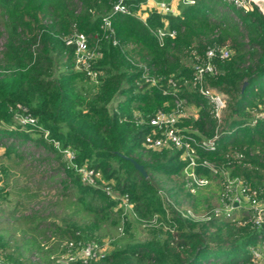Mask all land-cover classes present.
<instances>
[{"label":"trees","instance_id":"trees-1","mask_svg":"<svg viewBox=\"0 0 264 264\" xmlns=\"http://www.w3.org/2000/svg\"><path fill=\"white\" fill-rule=\"evenodd\" d=\"M114 1L0 0L1 26L9 49L6 59L11 58L13 64L9 72L0 74V145L5 153L18 156V146L26 141L41 148L43 161L56 162L53 171L59 175L61 193L73 194L68 202L89 216L62 225L52 222L53 233L63 243L57 244L54 257L45 256L41 262L19 261L20 252L7 253V240L0 230V264H54L66 242L98 244L96 232L101 226H118L122 196L135 218L165 227L162 238L127 241L96 258L64 264H247V248L264 233V222L237 226L215 215L200 217L198 222L191 209L168 202L154 187L153 177L181 178L178 188L188 195L210 182L193 192L184 186L179 151L149 146L157 132H152L148 117L172 106L170 77L177 96L195 108L194 115H179L175 125L196 136L216 132L214 149H198L197 160L206 159L240 176L264 197V114L249 112L264 109V15L255 6L242 10L227 0L221 6L215 0H185L176 12L150 7L141 18L136 11L144 0H122L130 12L111 10ZM103 17L110 32L100 26ZM190 23L209 28L193 45L185 36ZM158 25L175 30L161 44L150 31ZM24 28L30 30L28 34ZM74 30L84 33L88 45L96 44L99 54L89 63L97 71L96 81L84 69L72 66V45L64 43L63 37ZM222 43L228 55L212 56L214 70L202 79L203 86L226 96V116L215 119L207 97L192 82L191 64L193 55L200 56L206 46ZM183 51L189 54L190 64L180 58ZM142 71L155 77V82L144 81ZM86 83L94 87L86 89ZM18 114L32 120L19 121ZM63 148L72 151L75 165H85L103 181L96 185L81 182L64 160L59 150ZM235 153L241 156L236 159ZM193 170L217 180L201 165ZM101 183L115 197L107 195ZM4 187L0 177V198ZM210 206H204L200 215ZM185 209L194 216L182 215ZM120 222L126 234L127 221Z\"/></svg>","mask_w":264,"mask_h":264},{"label":"built area","instance_id":"built-area-1","mask_svg":"<svg viewBox=\"0 0 264 264\" xmlns=\"http://www.w3.org/2000/svg\"><path fill=\"white\" fill-rule=\"evenodd\" d=\"M184 1L185 0H182V2ZM191 1L192 0H186V2ZM227 1L242 10H249L255 6L261 14L264 15L263 6L261 7V1L264 0ZM150 7H154L160 12L169 11L166 0H144V2L139 4L140 10L136 11V14L143 18L147 9ZM110 9L130 12V10L123 4L122 0H115L112 2ZM100 26L108 32L111 31L109 22L105 17L102 18ZM150 31L157 44H161L165 36L171 37L175 32L174 28L166 25L154 26ZM63 41L66 44L72 45L73 68L84 69L88 78L92 81H96L97 71L91 68L89 64L90 60L92 61V59L99 54L95 42L88 45L84 33L76 30L64 36ZM112 42H114V39H112ZM228 52L229 50L225 43L206 46L200 56L198 54L193 55L194 58L191 64L192 82L196 83L197 90L207 97L211 106L210 111L215 119L219 118L221 109L224 106V95L220 91L203 86L202 79L204 73L213 72L214 70L211 57H225L228 55ZM141 76L142 79L149 84L155 82V77L148 75L145 71L141 72ZM167 82L169 87H171L172 106L168 110L157 109L148 117V123L152 125V132H157V134L150 138L149 146L152 148L169 146L179 151L180 159L184 161L181 168L184 186L190 192H193L195 187L204 186L210 182L209 178L198 175L194 172L193 169L196 165L205 167L211 175L217 176L219 190L216 200L200 215L201 218H208L210 215L224 216L237 226L246 224L249 226H258L259 223H263L264 197L258 196L260 190L257 191L254 188H251L240 176L230 175L227 172V169L223 167L215 166L206 159L197 160L196 151L198 149L205 151L214 149L216 143L215 129L210 135L196 136L176 126L175 121L177 117L183 114L182 107L184 105V100L183 98H179L174 92V80L168 77ZM259 114H264V109L260 110ZM17 119L19 121H31L32 117L26 114H18ZM54 145L57 147L55 143ZM59 150L66 163L77 173L81 182L89 185H96V181L101 182L100 176L97 172H93L92 169L83 164L75 165L72 162L73 154L71 150L68 148ZM240 156V153L234 154L236 159ZM101 184L102 190L107 195L115 197L106 184ZM120 205L122 208L130 211V205L126 202L124 196L120 198ZM181 214L190 217L194 216L189 209H185ZM247 250L249 254V262L247 264H264V233L258 237L254 244L249 245ZM100 254V247L94 241H84L76 246H73L71 242H66L64 244V250L55 256L53 263L64 264L76 259L85 261L87 259L96 258Z\"/></svg>","mask_w":264,"mask_h":264},{"label":"rangeland","instance_id":"rangeland-1","mask_svg":"<svg viewBox=\"0 0 264 264\" xmlns=\"http://www.w3.org/2000/svg\"><path fill=\"white\" fill-rule=\"evenodd\" d=\"M166 1L169 11L172 12H176L182 3V0ZM223 3V0L214 1L216 6H221ZM261 3L264 11V1ZM31 27L33 31L34 24ZM207 30L209 31V28L206 26L190 23L185 36L193 45L196 38L201 37L202 33ZM22 31L28 34L30 30L24 28ZM5 40V32L2 29L0 18V74L9 72L13 66L12 59H6L9 49ZM33 46V43L30 44L31 49ZM180 58L184 63L190 64L188 53L183 51ZM84 87L90 90L94 86L86 83ZM224 99L226 100V96ZM194 109L192 105L185 103L182 112L192 115L195 113ZM249 112L259 114L257 110ZM220 114L221 118L226 116L223 107ZM18 149L20 156L12 152L5 153L3 146L0 145V167L4 169V173L0 177L5 182L4 193L0 198V230L7 240L5 249L7 253H13L12 255L15 256V252H20L17 255L19 261L38 260L41 262L45 256H53L57 251V244L63 243L53 233L52 222L62 225L69 219L87 220L89 216L68 202L73 194L66 196L61 193L62 190L57 182L59 175H55L53 171V168L56 167L55 160L43 161V151L30 141L20 144ZM100 179L103 181L102 177ZM153 180L154 187L164 193L168 202L180 209H191L196 214L195 221L198 222L202 220L200 213L204 206L212 205L216 198L218 185L216 179L210 180L207 187L199 189L192 195H188L184 189L178 188L181 178L177 176H172L169 179L153 177ZM120 215L116 229L104 225L97 230L96 235L99 239L98 245L101 253L114 247H120L127 241H141L153 237L160 239L165 234V227L159 228L156 224L143 223L127 209L122 208ZM123 219L128 224L126 234H122L120 221Z\"/></svg>","mask_w":264,"mask_h":264},{"label":"water","instance_id":"water-1","mask_svg":"<svg viewBox=\"0 0 264 264\" xmlns=\"http://www.w3.org/2000/svg\"><path fill=\"white\" fill-rule=\"evenodd\" d=\"M133 166H134V167H135V168H136L141 174H144L142 168H141L139 165L133 163Z\"/></svg>","mask_w":264,"mask_h":264},{"label":"crops","instance_id":"crops-1","mask_svg":"<svg viewBox=\"0 0 264 264\" xmlns=\"http://www.w3.org/2000/svg\"><path fill=\"white\" fill-rule=\"evenodd\" d=\"M192 115H194V114H192Z\"/></svg>","mask_w":264,"mask_h":264}]
</instances>
